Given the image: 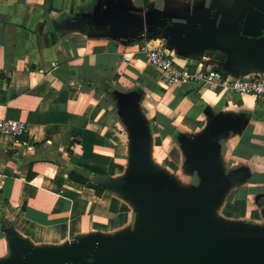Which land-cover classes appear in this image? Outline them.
Returning a JSON list of instances; mask_svg holds the SVG:
<instances>
[{"label": "crops", "instance_id": "crops-1", "mask_svg": "<svg viewBox=\"0 0 264 264\" xmlns=\"http://www.w3.org/2000/svg\"><path fill=\"white\" fill-rule=\"evenodd\" d=\"M225 3L0 0V118L25 125L17 137L0 136V260L9 256L11 234L31 246L58 248L76 236H109L135 228L136 207L103 184L115 178L116 168L129 157L121 113L125 103L143 123L148 144H153L156 129L184 122L191 130L176 136L189 138L205 134L215 122L224 123L215 138L216 164L222 172L242 171L239 182L264 195V99L203 82L166 84L144 57L145 49L162 43L160 36L121 33L126 15L167 17L183 24L210 19L217 11L218 19ZM165 49L179 64L188 62L193 68L202 62V54ZM205 63L222 67L209 59ZM119 122L122 136L114 128ZM190 172L197 186V173Z\"/></svg>", "mask_w": 264, "mask_h": 264}, {"label": "water", "instance_id": "water-1", "mask_svg": "<svg viewBox=\"0 0 264 264\" xmlns=\"http://www.w3.org/2000/svg\"><path fill=\"white\" fill-rule=\"evenodd\" d=\"M225 1L218 19L217 11L210 19L183 24L126 15L121 33L133 38L152 32L165 48L202 54L236 77L246 71L264 74V0H236L230 7ZM125 104L121 113L128 127L129 164L122 178L103 184L136 207L135 228L76 236L58 248L31 246L11 234L9 256L0 264H264V230L219 222L210 214L222 189L244 176L238 169L223 174L214 160L215 138L226 125L215 122L205 134L179 138L199 178L197 186L183 191L151 165L146 129Z\"/></svg>", "mask_w": 264, "mask_h": 264}, {"label": "rangeland", "instance_id": "rangeland-1", "mask_svg": "<svg viewBox=\"0 0 264 264\" xmlns=\"http://www.w3.org/2000/svg\"><path fill=\"white\" fill-rule=\"evenodd\" d=\"M229 7L236 0H228ZM254 2L257 3L256 0ZM114 128L124 132L121 122ZM191 130L184 122L174 128L152 131L154 136L153 144H148V160L152 166L164 170L167 176L175 181L177 189L188 191L195 187L194 175L190 172V161L186 150L182 147L177 132ZM124 133L121 132V136ZM151 140V136L149 141ZM128 148V145L125 146ZM152 154V156H151ZM128 154L124 156L125 162L116 168L114 179L122 178L128 167ZM233 162L238 160L232 158ZM227 173V170L223 171ZM217 212L212 216L216 221L231 224L234 226L249 225L262 229L264 225V195L252 193L241 182L230 183L225 186L216 202ZM113 235V234H112ZM110 236V235H109Z\"/></svg>", "mask_w": 264, "mask_h": 264}, {"label": "built area", "instance_id": "built-area-1", "mask_svg": "<svg viewBox=\"0 0 264 264\" xmlns=\"http://www.w3.org/2000/svg\"><path fill=\"white\" fill-rule=\"evenodd\" d=\"M144 57L150 66L164 75L166 84L203 82L208 87L219 86L238 94L264 99V74L262 73L253 72L250 77L228 78L220 69L206 64L208 59L204 56L202 62L191 68L188 62L179 64L162 43L145 49ZM124 58L127 59L128 56ZM24 132L25 125L22 121L0 118V136L17 137Z\"/></svg>", "mask_w": 264, "mask_h": 264}, {"label": "trees", "instance_id": "trees-1", "mask_svg": "<svg viewBox=\"0 0 264 264\" xmlns=\"http://www.w3.org/2000/svg\"><path fill=\"white\" fill-rule=\"evenodd\" d=\"M209 62L213 63L214 61L212 59H209ZM87 169L90 170V172H97V173H103L102 171H99L97 170L96 168L94 167H91V166H87ZM69 177L72 178L73 180L75 181H78V182H81L82 181V178L72 174V173H69Z\"/></svg>", "mask_w": 264, "mask_h": 264}]
</instances>
